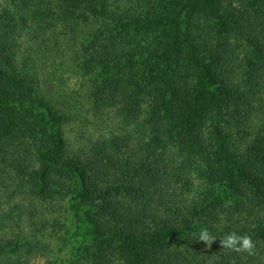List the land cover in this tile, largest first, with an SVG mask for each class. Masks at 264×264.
<instances>
[{"label":"trees","instance_id":"1","mask_svg":"<svg viewBox=\"0 0 264 264\" xmlns=\"http://www.w3.org/2000/svg\"><path fill=\"white\" fill-rule=\"evenodd\" d=\"M49 48L123 134L73 145L35 67ZM0 161L65 202L67 232L86 214L134 244L127 264H264V0H0ZM23 182L0 179V256L26 241ZM232 232L252 255L221 248Z\"/></svg>","mask_w":264,"mask_h":264},{"label":"rangeland","instance_id":"2","mask_svg":"<svg viewBox=\"0 0 264 264\" xmlns=\"http://www.w3.org/2000/svg\"><path fill=\"white\" fill-rule=\"evenodd\" d=\"M50 42L59 47L60 36L50 37ZM53 45V44H52ZM51 47V44H50ZM48 57L36 59L40 85L44 93L52 98V101L60 108V101H67L72 108L75 120L67 127V135L73 145H90L97 140L103 141L113 135L123 134V128L119 119L111 115L104 117H92L85 107L83 99L77 95V77L70 72L68 66L61 64L60 58L49 48ZM60 76L62 82H60ZM62 96V97H60ZM30 176H23L15 167L0 161V179H11L17 184L24 181L15 191V199L19 206L25 205L23 222L20 232L26 238L21 252L0 256V264H127L128 259L120 257L118 246L135 248L134 244L124 243L120 240L115 248H110V237L106 240L96 226H92V219L86 214L81 215L82 223H76L74 232H67L73 228L72 214L67 211L66 204L59 198L56 200H44L39 198L37 187L32 185ZM22 179V180H20ZM14 189V188H12ZM13 191V190H12ZM0 190V195L3 193ZM20 201V202H18ZM33 207V208H32ZM34 210V212H33ZM30 212L29 214H26ZM19 216L17 211L13 213ZM20 215V217H21ZM153 243V242H151ZM154 244V243H153ZM214 256H215V252ZM132 261V260H130Z\"/></svg>","mask_w":264,"mask_h":264},{"label":"clouds","instance_id":"3","mask_svg":"<svg viewBox=\"0 0 264 264\" xmlns=\"http://www.w3.org/2000/svg\"><path fill=\"white\" fill-rule=\"evenodd\" d=\"M199 240L206 246H210L215 240V237L204 229L199 234ZM221 248L228 249L235 252H247L249 255L254 253L255 245L250 236H239L235 232L227 234L220 240Z\"/></svg>","mask_w":264,"mask_h":264}]
</instances>
